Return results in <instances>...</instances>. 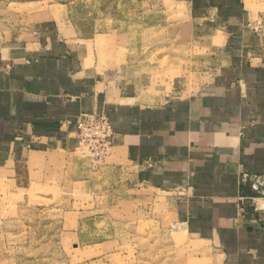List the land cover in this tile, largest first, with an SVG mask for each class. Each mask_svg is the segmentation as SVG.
Wrapping results in <instances>:
<instances>
[{
  "label": "crops",
  "instance_id": "0c3cea01",
  "mask_svg": "<svg viewBox=\"0 0 264 264\" xmlns=\"http://www.w3.org/2000/svg\"><path fill=\"white\" fill-rule=\"evenodd\" d=\"M175 1L171 32L198 64L158 80L123 64L120 36L115 63H98L94 40L46 14L0 31V192L59 186L78 122L101 114L114 134L104 168L186 236L195 261L264 264V198L243 183L264 175V0Z\"/></svg>",
  "mask_w": 264,
  "mask_h": 264
},
{
  "label": "rangeland",
  "instance_id": "374dc122",
  "mask_svg": "<svg viewBox=\"0 0 264 264\" xmlns=\"http://www.w3.org/2000/svg\"><path fill=\"white\" fill-rule=\"evenodd\" d=\"M50 6L23 10L0 0V31L37 12L54 20L60 34L70 29L94 40L98 63H115V37H123V64L147 80L198 64L179 44L178 32H171L180 13L175 0H64ZM74 158L60 185L43 188L42 197L5 201L0 192V264L208 263L205 257L195 261L200 256L189 250L186 236L154 217L152 204L126 189L116 170L104 168V158L94 161L79 143Z\"/></svg>",
  "mask_w": 264,
  "mask_h": 264
},
{
  "label": "built area",
  "instance_id": "2783aa9c",
  "mask_svg": "<svg viewBox=\"0 0 264 264\" xmlns=\"http://www.w3.org/2000/svg\"><path fill=\"white\" fill-rule=\"evenodd\" d=\"M113 135L110 121L101 114L92 115L86 121L77 124L78 143L91 152L96 162L108 155ZM243 183L264 198V175L246 176L243 178Z\"/></svg>",
  "mask_w": 264,
  "mask_h": 264
},
{
  "label": "trees",
  "instance_id": "16d2710c",
  "mask_svg": "<svg viewBox=\"0 0 264 264\" xmlns=\"http://www.w3.org/2000/svg\"><path fill=\"white\" fill-rule=\"evenodd\" d=\"M254 195H255V196H258V194H257V193H254Z\"/></svg>",
  "mask_w": 264,
  "mask_h": 264
}]
</instances>
